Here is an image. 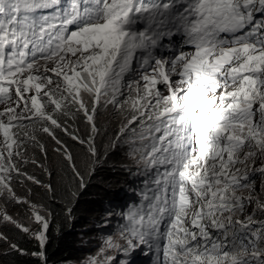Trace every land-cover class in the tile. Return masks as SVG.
<instances>
[{"label": "snow or ice", "instance_id": "obj_1", "mask_svg": "<svg viewBox=\"0 0 264 264\" xmlns=\"http://www.w3.org/2000/svg\"><path fill=\"white\" fill-rule=\"evenodd\" d=\"M0 106V197L30 203L12 181L41 183L24 165L37 163L26 153L44 150L42 132L77 184L70 219L107 158L96 147L98 109L123 117L116 139L143 187L132 189L138 203L108 212L105 226L123 220L118 239L105 236L84 264H133L141 246L155 264H264V222L244 215L252 205L264 214L254 187L264 176V0H0ZM80 115L87 138L66 124ZM57 129L85 146L83 170ZM30 207L36 231L0 219L34 239L31 255L47 264L51 214Z\"/></svg>", "mask_w": 264, "mask_h": 264}, {"label": "trees", "instance_id": "obj_2", "mask_svg": "<svg viewBox=\"0 0 264 264\" xmlns=\"http://www.w3.org/2000/svg\"><path fill=\"white\" fill-rule=\"evenodd\" d=\"M121 120L123 117L114 112L111 106L107 110L98 111L95 121L100 131L96 136V147L98 153L107 149V158L92 174L87 182V187L78 192L77 198L73 201L71 219L67 216L64 205L70 199L68 196L69 188L76 190L77 184L72 177L68 162L60 153L55 151L57 146L51 149L49 142L45 143L47 150L46 156L43 157L39 155L38 147L29 146V155L32 154L38 163V165L32 164L31 173L46 181L42 185L51 184L53 189L48 191L45 187H39L31 181L20 185L21 191L34 201L39 209L44 210V215L46 213L51 214V224L48 230L49 242L46 247L47 264H74L72 261L81 259L85 248L78 245V229L83 225L79 221L80 216L90 207L95 206L97 208L98 202L116 193L117 189L120 188V183L124 181V179L120 180V174L125 170L121 167V161L124 158L118 147H110L113 144L111 137L117 132L118 123ZM66 124L70 130H78L79 136L82 138H87L90 135L88 125L81 117L74 120L68 119ZM65 144L73 155V161L82 169V162L85 159V146L76 141L73 143L67 137H65ZM41 169L44 175H41ZM29 193H31L32 198ZM14 208L20 219H27L29 210L27 205L14 203ZM6 229L7 240H0V264H42L41 260L31 255L32 252L38 250L37 242L34 239L16 226L7 224ZM11 244H16L18 248L29 254L22 255L12 250Z\"/></svg>", "mask_w": 264, "mask_h": 264}, {"label": "clouds", "instance_id": "obj_3", "mask_svg": "<svg viewBox=\"0 0 264 264\" xmlns=\"http://www.w3.org/2000/svg\"><path fill=\"white\" fill-rule=\"evenodd\" d=\"M101 109H98V111H100ZM98 111H97V114H98ZM96 114V115H97ZM82 120H84L83 118H81ZM120 123L121 122H119L118 123V126L120 125ZM77 134L79 135V132H78V130H77ZM63 135L64 134H61V132H60V130L59 129H57L56 130V136H57V138H59V139H61V137H62V142H63V140H64V142H63V144L64 145H66L65 144V137H63ZM116 135H117V133H115L114 135H113V137H111L113 140L116 138ZM67 138H69V137H67ZM37 139L39 140V142L41 143V144H43L44 145V150L43 151H41V149L39 148L38 149V151H39V155L41 156V157H43V156H45V152H46V150H47V147H45V143L46 142H49V146L51 147V149L53 148V147H56L57 145H56V143H55V141L50 137V136H48L47 134H44V133H42V132H40V133H38L37 134ZM73 143L75 142L74 140H72L71 138H69ZM113 140H112V143H113ZM77 142V141H76ZM78 143V142H77ZM116 146V145H115ZM117 147V146H116ZM118 149L120 150V154H122V156H123V154L125 153V149H120L119 147H118ZM43 153V154H42ZM26 155H28V156H30V157H32V154H30L29 155V152H27L26 153ZM34 165H38V163H36V164H34ZM256 166H260V161L259 160H257V162H256V165H255V167ZM41 167V166H40ZM31 169H32V163H28V164H26V165H24V170L25 171H27V173L29 174V175H32V176H34L37 180H39L41 183L40 184H37L39 187L40 186H43L44 187V185H42V184H45L46 183V181L44 180L43 181V179H41V178H37L35 175H33V173H31L32 171H31ZM43 170L41 169L40 170V172H41V175H44L43 174V172H42ZM264 178V176H261V175H259V181H258V183L256 182V180H255V183H254V187H255V190H256V194L257 195H260V196H264V182H260V180H262ZM254 179H256L255 177H254ZM44 182V183H43ZM24 183H27V181H24L23 183H20V182H18L17 180H13L12 181V188H13V190L15 191V193H16V196L17 197H19V198H22L25 194L23 193V191H21V189H20V185H22V184H24ZM108 197V196H107ZM27 201H29L30 203L29 204H25V205H27V207H28V216H27V221L26 222H24V220H22V219H20L19 217H18V215H17V212H16V210L15 211H12V207H14V203L15 204H21V203H17L16 201H14V200H11V199H7V198H5V197H0V214H4V213H6L7 215H9V216H12L13 217V219H15V220H17L20 224H23V223H25V227H30L31 225H32V227H31V229L33 230V229H37L38 227V225L33 221V219H31L30 217L31 216H33V210H32V208L30 207V205H36L35 203H34V201H32L30 198H28V196H27V199H26ZM37 206V209L39 210V207H38V205H36ZM93 208H95V206L94 207H90L89 208V210L85 213V214H90L92 211H93ZM253 208H254V205H252L251 206V208H250V210H251V212L250 213H244V215L245 216H247V215H253V218L255 217V218H259L258 217V213H255V214H253ZM248 210H249V208H248ZM40 211V210H39ZM41 214V213H40ZM91 215V214H90ZM260 215H264V214H260ZM261 216V217H262ZM260 217V218H261ZM7 224H9V225H11V226H14L13 224H11V223H8V222H6V221H3L2 219H0V233H2L4 236H6V233H7V229H6V225ZM79 241V240H78ZM84 246V245H83ZM77 261H82V260H85L83 257H81V259L79 258V259H76Z\"/></svg>", "mask_w": 264, "mask_h": 264}, {"label": "rangeland", "instance_id": "obj_4", "mask_svg": "<svg viewBox=\"0 0 264 264\" xmlns=\"http://www.w3.org/2000/svg\"><path fill=\"white\" fill-rule=\"evenodd\" d=\"M257 168L259 167V166H256ZM126 167H123V169H125ZM255 180H256V182L258 183V181H259V174H257L256 176H255ZM260 182H264V178L262 179V180H260ZM30 197H31V194H30ZM32 198V197H31ZM16 209L14 208V207H12V211H15ZM40 210V213H41V215H44V210H42V209H39ZM261 213H258V215H260ZM91 216V215H90ZM32 217V216H31ZM30 217V218H31ZM86 218H89V216L88 217H86ZM27 221V219L26 220H24V222H26ZM80 221V220H79ZM83 222L82 223H86V221L85 220H82ZM79 223V222H78ZM22 225H24L25 226V223H23ZM87 226H85L86 228H89V222L86 224ZM32 227V225L30 226V228ZM81 228H83V226L82 227H80L79 228V230L81 231V232H84V230H81ZM85 228V229H86ZM87 230V229H86ZM33 231H36L35 229H33ZM88 236V237H86V238H84V241H89V235H87V232H85L84 234H83V236ZM78 236V235H77ZM81 238V236H78V240ZM85 245H87V244H85ZM119 253V252H118ZM86 261V259L85 260H82V261H72V262H74V264H84V262Z\"/></svg>", "mask_w": 264, "mask_h": 264}, {"label": "bare ground", "instance_id": "obj_5", "mask_svg": "<svg viewBox=\"0 0 264 264\" xmlns=\"http://www.w3.org/2000/svg\"><path fill=\"white\" fill-rule=\"evenodd\" d=\"M125 169H126V168H125ZM30 194H31V193H29V196H30ZM21 199H27V195H24ZM82 224H83V223H82ZM82 226H84V225H82ZM82 226H81V227H82Z\"/></svg>", "mask_w": 264, "mask_h": 264}]
</instances>
